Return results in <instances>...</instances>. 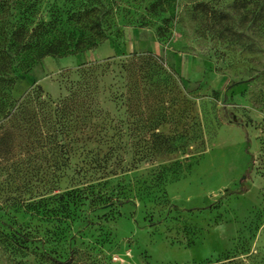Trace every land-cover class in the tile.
<instances>
[{
	"label": "rangeland",
	"instance_id": "obj_1",
	"mask_svg": "<svg viewBox=\"0 0 264 264\" xmlns=\"http://www.w3.org/2000/svg\"><path fill=\"white\" fill-rule=\"evenodd\" d=\"M240 1L129 0L97 50L18 83L95 96L64 150L1 173L0 264H264V0Z\"/></svg>",
	"mask_w": 264,
	"mask_h": 264
},
{
	"label": "trees",
	"instance_id": "obj_2",
	"mask_svg": "<svg viewBox=\"0 0 264 264\" xmlns=\"http://www.w3.org/2000/svg\"><path fill=\"white\" fill-rule=\"evenodd\" d=\"M57 1L61 0H54L53 5L52 0H0V175L34 162L35 146L64 150L60 138L70 129L69 118L79 114L81 97L95 96L89 88L54 107L41 88L16 100L13 94L18 83L47 58L64 60L97 50L108 40L112 20L119 18L125 9L122 7L129 3L114 0V9L106 3L109 0H64L63 6ZM259 1L241 0L235 8L247 9V3ZM87 71L92 73L91 69ZM38 135L45 141L35 143L34 136ZM247 146V153L253 158L250 140ZM16 175L20 180L26 176L23 172ZM13 176L8 175L10 179ZM247 192L244 188L242 194ZM5 201L0 198V210L8 202ZM12 201L20 206L25 203ZM75 255L72 252L67 261L54 263L74 264Z\"/></svg>",
	"mask_w": 264,
	"mask_h": 264
}]
</instances>
